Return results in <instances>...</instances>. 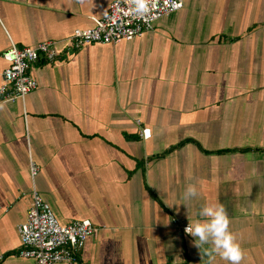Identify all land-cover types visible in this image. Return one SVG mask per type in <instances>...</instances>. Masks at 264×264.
Wrapping results in <instances>:
<instances>
[{
	"label": "crops",
	"instance_id": "crops-1",
	"mask_svg": "<svg viewBox=\"0 0 264 264\" xmlns=\"http://www.w3.org/2000/svg\"><path fill=\"white\" fill-rule=\"evenodd\" d=\"M112 1L0 0V70L12 41L61 52L0 100V264H39L18 254L31 161L61 224L96 228L74 264H230L178 229L206 203L224 206L238 264H264V0H185L133 40L66 52Z\"/></svg>",
	"mask_w": 264,
	"mask_h": 264
},
{
	"label": "built area",
	"instance_id": "built-area-1",
	"mask_svg": "<svg viewBox=\"0 0 264 264\" xmlns=\"http://www.w3.org/2000/svg\"><path fill=\"white\" fill-rule=\"evenodd\" d=\"M184 1L113 0L107 13L94 27L74 29L67 39L66 52L91 43L116 44L120 40H133L153 30L155 22L162 17L181 9ZM60 53L55 41H42L35 46L22 48L12 41L2 53L7 66L0 70V100L24 99L38 87V81L31 72L33 65L40 60L54 62ZM136 123L140 127L141 138L149 139L151 129L140 119ZM38 170L37 164L31 161V205L26 219L17 227L21 239L18 254L34 259L39 264H74L96 228L88 218L61 224L51 205L36 187ZM187 225L188 223L177 221L178 229L184 233Z\"/></svg>",
	"mask_w": 264,
	"mask_h": 264
},
{
	"label": "clouds",
	"instance_id": "clouds-1",
	"mask_svg": "<svg viewBox=\"0 0 264 264\" xmlns=\"http://www.w3.org/2000/svg\"><path fill=\"white\" fill-rule=\"evenodd\" d=\"M196 196V186L189 184L184 190L182 199L185 203L182 204L188 208L187 201ZM198 216L204 219L191 220L189 218L190 222L184 229L186 234L194 238V245L201 249L202 246L210 243L213 251L222 259L229 261L230 264H238L242 252L235 237L228 230V219L224 206L221 203H206L199 208Z\"/></svg>",
	"mask_w": 264,
	"mask_h": 264
}]
</instances>
